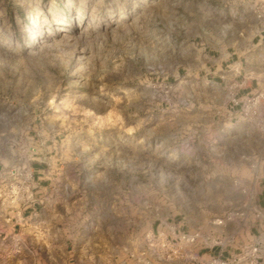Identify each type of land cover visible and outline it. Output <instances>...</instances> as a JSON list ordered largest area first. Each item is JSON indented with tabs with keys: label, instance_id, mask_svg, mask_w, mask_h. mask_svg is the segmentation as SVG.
<instances>
[{
	"label": "rangeland",
	"instance_id": "374dc122",
	"mask_svg": "<svg viewBox=\"0 0 264 264\" xmlns=\"http://www.w3.org/2000/svg\"><path fill=\"white\" fill-rule=\"evenodd\" d=\"M263 3L252 22L228 0H0V264H201L244 250L264 99L242 115L252 140H231L235 82L200 50L240 37L217 29L264 26ZM247 66L249 96L263 93L264 43ZM52 141L57 174L23 220L29 164ZM165 226L199 239L162 255Z\"/></svg>",
	"mask_w": 264,
	"mask_h": 264
},
{
	"label": "crops",
	"instance_id": "0c3cea01",
	"mask_svg": "<svg viewBox=\"0 0 264 264\" xmlns=\"http://www.w3.org/2000/svg\"><path fill=\"white\" fill-rule=\"evenodd\" d=\"M260 0H228L229 6L232 10H237L240 6L246 7V11L250 14L251 21H255L256 6ZM264 1V0H263ZM225 7V9H227ZM215 34L217 36L240 35L238 38L233 39H216L214 44H207L200 50L206 64L215 66V71L221 72L222 75H217L223 84L226 82H235L236 96L239 102L235 107H231V110H227V115L230 117V123L226 124V127L231 129L228 134L231 140H236L244 137L248 141L252 140L253 134L247 125L243 122L244 119L241 114V105L244 99L251 95L258 86V79L253 73L248 72V61L255 57L256 45L264 43V26L259 29L253 27L247 28H223L217 29ZM256 41V43H255ZM248 129H247V128ZM56 141H52L49 146L44 147L45 155L37 162L29 164V168L32 171L33 183L35 187V200L32 204H29L23 209L22 219H31L39 209V205L43 203L45 197L49 194L47 181H52V176L56 175L53 170H58L57 156H56ZM54 152V155L51 153ZM50 153V155H49ZM56 159H53V158ZM37 161V160H36ZM42 163L43 165H40ZM55 163V164H54ZM54 164V166H53ZM42 167V168H40ZM55 167V168H54ZM62 166L60 167V169ZM253 207H259L264 209V183L261 182L255 186V200ZM260 239V233L258 232L256 224L252 225L246 236V245H249L253 240ZM220 249L215 248L213 251H209L203 259H207L210 255L218 254ZM233 253L225 252L224 255H232Z\"/></svg>",
	"mask_w": 264,
	"mask_h": 264
},
{
	"label": "built area",
	"instance_id": "2783aa9c",
	"mask_svg": "<svg viewBox=\"0 0 264 264\" xmlns=\"http://www.w3.org/2000/svg\"><path fill=\"white\" fill-rule=\"evenodd\" d=\"M261 9H264V3ZM264 11V10H263ZM264 99V92L259 93L255 96H247L241 105V114L252 120L258 116L259 112V101ZM233 105H238V100H233ZM32 173L26 176L27 186L24 187L26 195V203H32V195L30 188L32 187V181H30ZM253 218L257 226L258 232L260 233V239L257 241L253 240L249 245L244 247L238 254H232L225 256L224 251L220 250L216 255H210L207 259L203 260L201 264H264V209L259 207L253 208ZM168 231V235L165 232L158 233L159 252L163 254L172 253V255L178 254L179 243L190 244L196 239H199V234L186 235L176 234L174 226H165ZM170 258V256H168Z\"/></svg>",
	"mask_w": 264,
	"mask_h": 264
},
{
	"label": "bare ground",
	"instance_id": "6f19581e",
	"mask_svg": "<svg viewBox=\"0 0 264 264\" xmlns=\"http://www.w3.org/2000/svg\"><path fill=\"white\" fill-rule=\"evenodd\" d=\"M79 13V12H78ZM74 15V14H73ZM77 15V14H76ZM78 16V15H77ZM37 19V18H36ZM71 19H73V18H71ZM77 19H78V17H77ZM82 19V18H81ZM43 20V19H42ZM41 21V20H40ZM46 21V20H45ZM79 21V20H78ZM37 22V21H36ZM46 23V22H45ZM80 23V22H79ZM41 24V23H40ZM41 26H42V24H41ZM58 26H56V28H57ZM60 27V26H59ZM79 28V27H78ZM34 29V28H33ZM58 29V28H57ZM56 29V30H57ZM55 30V29H54ZM64 33V32H63ZM60 35V34H59Z\"/></svg>",
	"mask_w": 264,
	"mask_h": 264
}]
</instances>
